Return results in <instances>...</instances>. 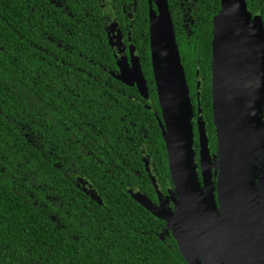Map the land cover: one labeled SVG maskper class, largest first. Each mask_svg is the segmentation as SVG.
<instances>
[{
	"label": "trees",
	"instance_id": "16d2710c",
	"mask_svg": "<svg viewBox=\"0 0 264 264\" xmlns=\"http://www.w3.org/2000/svg\"><path fill=\"white\" fill-rule=\"evenodd\" d=\"M94 1L0 0V264H189L165 234L167 223L133 197L138 188L157 199L148 178L138 183L139 160L125 153L129 139L116 134L123 122L111 113L116 91L103 69L112 68V55L99 53L109 46ZM168 1L193 90L197 70L205 75L203 110L214 137L210 68L222 0L194 1L204 24L190 39L181 28L184 11ZM246 2L264 17V0ZM146 11L135 21L138 47L152 81L148 105L161 115ZM142 112L151 119L148 149L162 160L166 190V143L154 113Z\"/></svg>",
	"mask_w": 264,
	"mask_h": 264
},
{
	"label": "water",
	"instance_id": "95a60500",
	"mask_svg": "<svg viewBox=\"0 0 264 264\" xmlns=\"http://www.w3.org/2000/svg\"><path fill=\"white\" fill-rule=\"evenodd\" d=\"M150 1L157 8L150 14L151 59L162 111V118L156 117L174 191L167 198L158 191L159 205L142 193L133 197L167 223L165 234H173L189 264H264L263 19L253 16L246 0H222L214 18L213 112L219 152L213 163L201 124L200 174L194 109L169 1ZM135 62L131 74L119 63L124 75L116 78L137 83L149 100L145 74L139 59Z\"/></svg>",
	"mask_w": 264,
	"mask_h": 264
},
{
	"label": "flooded vegetation",
	"instance_id": "af4514ba",
	"mask_svg": "<svg viewBox=\"0 0 264 264\" xmlns=\"http://www.w3.org/2000/svg\"><path fill=\"white\" fill-rule=\"evenodd\" d=\"M54 1L55 0H51L52 3ZM174 1L177 4V5L174 4V6H176V8L179 7L180 9H182V11H184V14L182 13L181 28L183 29V32L186 33L187 38H189V36L192 33H193L192 35L197 34L200 31L201 25L204 24V21L197 19L196 17L197 13L193 12V9L195 11V8H192V6L195 7V3H194L195 0H174ZM93 4L95 6V9L98 12H100V15H98V17L100 18L99 21L101 23H104V29H105L106 36H107V43L109 46L108 50H106L107 47H104V49H101V52L99 53L100 55H112V59L109 60L111 61L110 65L112 68L110 70H107L105 67H103V69L107 71L109 75L111 76L110 80L114 81L113 85L107 84V86L110 89L116 91L114 95L117 97V99H115L111 113L116 118H118L119 121L123 122L122 129L117 130L116 134H117V137H120L123 134L124 136L127 137V139H129V144H128L129 148H128V151L125 153L129 157L128 158L129 161L134 162V159L139 160L138 165L140 166V171H134L135 174L138 175L137 176L138 183L144 181L143 184H145L147 182L146 181L147 178L149 179L152 187L154 188V192H155L157 199L149 197L148 195L147 196L150 198V200L154 204L159 205L160 197L158 195V191L163 194V198H167L169 196V191L171 190L174 191V185H173V182L171 179V173H170V179L166 180V182H168L169 184V187H167L166 190H164L163 185H162L163 181L160 180L163 174L162 172H159L160 166L158 167V164H162V160H158L159 158L158 159L155 158L152 154H150L149 149H148L149 135H148V130H147V124L149 121H151V119L148 117H144L143 112H142V107H145L146 109L152 111L155 117H156V114H158V116L162 118V111L160 107V102H159V107H160L161 115H159L157 109H154L152 105H148V103H152V93H151L152 91H151V88L149 87L150 84H152V81H149V79L147 78L144 72L143 62L141 59V55H144V54L139 50V47H138L139 39L142 37H139L137 35L136 23H135L137 16L139 14V11L142 8L144 10L148 9V11H146L148 12V15H150V12L152 9L157 10V8L154 2L150 0H95ZM185 7L187 8L185 9ZM185 11H187V13H185ZM253 16L262 17L263 22H264V17L261 13L257 15H253ZM175 32H176V37H177V30ZM213 39H214V35H213ZM177 42H178V38H177ZM150 46H151V42H150ZM212 55H214L213 48H212ZM138 59H139V63L142 66V69L145 74V78L147 80L148 87L150 90L149 100H145L141 96L137 83L134 82L131 85H127L123 83L122 81H120L118 78H116L123 74L119 63L123 65L124 70L127 74H131L130 71H132L134 64L136 63L135 61H137ZM126 62L128 63L129 67L127 66ZM152 68H153V65H152ZM210 71H211L210 90H211V97H212L211 105H212L213 123H214L212 62H211ZM201 72L202 71L200 69H198L196 72L195 90L191 88L189 81L187 79L189 89H190V98H191L193 109H194V118H193L194 134H195L194 148L196 152V163L199 166L198 171L200 174L202 173L201 136H200V129L202 127L201 124H203L206 130V133L208 135V139L210 142V152H211L213 163H216L218 152H219V142H218V136L216 132L215 123H214L215 136L210 137V134L208 131V126H209L208 117L206 116L203 110V105L205 103L204 89L206 87V78H205V75L203 74L201 75ZM153 75H154V72H153ZM186 77H187V74H186ZM154 80H155V77H154ZM119 81L120 83H118ZM155 85H156V82H155ZM130 91L138 92L140 99L138 97L129 95ZM156 91H157V87H156ZM158 101H159V98H158ZM132 111H137V114H136L137 117L133 116ZM132 118L136 122L132 121L131 120ZM156 120H157V117H156ZM158 125H159L160 131L163 136L162 128L159 122H158ZM136 144H137V147H139L138 152L135 150ZM115 155L118 156L119 161H121L122 159L125 160V158L120 156L119 152L115 153ZM167 157H168V164H169L168 152H167ZM117 168H119V165L117 166ZM153 179H155V182L153 181ZM133 191L134 193H142L146 195L144 192H142L138 188H136ZM170 205L173 209L175 208L173 203H171ZM170 234L172 233L170 232Z\"/></svg>",
	"mask_w": 264,
	"mask_h": 264
}]
</instances>
